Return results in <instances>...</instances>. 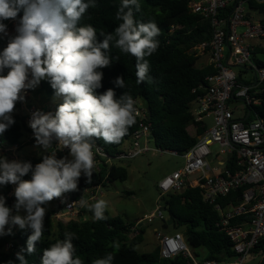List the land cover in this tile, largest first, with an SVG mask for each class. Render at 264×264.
Instances as JSON below:
<instances>
[{
    "label": "clouds",
    "instance_id": "clouds-1",
    "mask_svg": "<svg viewBox=\"0 0 264 264\" xmlns=\"http://www.w3.org/2000/svg\"><path fill=\"white\" fill-rule=\"evenodd\" d=\"M96 6V0H0V33L5 36L7 26L2 21L15 20L23 10L16 35L0 52V135L15 123L12 113L16 103L24 100V91L34 89L41 80L47 79L55 97L62 99L55 114L38 110L29 121L36 145L51 149V155H43L42 162L34 167L31 162L0 157V186H16L12 208L0 195V236L12 235L14 226L31 230L26 249L16 253L20 264H27L24 252L34 254L43 237L46 205L78 191L82 175L92 183L95 140L119 144L136 122V102L130 94L117 98L113 88L97 92L102 87L101 69L112 63L111 47L135 57L138 84L150 82L146 57L157 51L160 35L155 20L137 21L139 0H121L116 12L121 23L112 33H98L91 24H79L87 10ZM113 83L125 87L122 76ZM53 141L58 142L56 149L52 148ZM64 148L69 149L71 159L56 157V151ZM29 173L31 179H23ZM78 203L93 214L95 221L107 219L106 200L89 203L81 197ZM21 210L26 215H20ZM74 239V233L65 232L63 239L43 249L40 264H85L76 254ZM109 247L118 251L120 243L113 241ZM113 260L114 254L108 252L91 264H113Z\"/></svg>",
    "mask_w": 264,
    "mask_h": 264
},
{
    "label": "trees",
    "instance_id": "trees-1",
    "mask_svg": "<svg viewBox=\"0 0 264 264\" xmlns=\"http://www.w3.org/2000/svg\"><path fill=\"white\" fill-rule=\"evenodd\" d=\"M121 0H96V7L89 8L81 18L80 26L91 24L97 32L112 33L121 21L116 20V12ZM140 12L135 13V19L139 22L155 20L160 35L157 37L159 47L150 57L149 80L137 83L136 60L130 54L121 53L119 49L111 47L110 55L112 63L109 67L101 69L103 72L102 87L97 90L103 93L113 88L116 97L123 93L132 96L135 102L145 109H150L151 117L145 122L150 125L151 137L156 148L161 151H174L183 155L192 148L197 138L188 132V126L194 123L192 104L201 96L206 87V78L216 73L212 65L198 67L200 55L198 46L208 43L212 39V27L210 22L201 14L193 13L189 8V0H139ZM232 7L224 12L228 15ZM257 11L264 16V3L255 0L248 2V11ZM23 16L21 9L18 17ZM103 37L98 34V40ZM259 65L264 66V61L258 55H264V46L257 45L253 51ZM116 57H119L117 60ZM7 69L5 70V74ZM122 76L125 87L118 88L114 80ZM34 92V91H33ZM37 93L45 94L47 97L54 95V90L47 79L41 80ZM62 103V99L56 104L55 109ZM136 105V104H135ZM257 111L264 116V102L257 107ZM13 112H21L16 104ZM15 123L11 125L2 135L1 140L10 144L19 143L26 135L28 129L26 119L23 115L14 114ZM140 119L128 130L127 135L119 144H106L103 140L95 141L104 148L110 158H114L120 147L130 139L138 129ZM203 128H198L197 135L202 134ZM59 154L57 158H63ZM3 157V156H0ZM43 156H27L22 162H31L33 167L42 162ZM227 169L234 172V161L227 165ZM128 171L116 162L107 163V159L101 161L99 170H93L92 183L86 182V177L81 176L78 182V191L67 193L70 199L79 200L85 191L94 190L97 187H105L108 183L117 180L125 181ZM31 179V173L23 177ZM12 185L0 186V195L6 198V206L12 208L16 198L10 196ZM248 186L231 191L226 197L217 199L223 207L237 206L243 200ZM168 218L171 220L174 233H182L194 254L200 260L229 261L235 256L231 242L228 237L217 226L220 217L213 205L204 201L203 192L200 187L186 186L179 192L169 193L160 198ZM14 212V209H13ZM14 214V213H13ZM56 212L51 210L46 213L44 220V234L36 245V251L32 255L24 252L27 264H40L43 249L49 247L57 239H63L65 232L74 233L73 244L76 254L84 260L85 264H91L92 260L102 258L106 253L114 254L113 264H188L189 260L179 255L173 259H164L160 255V247L157 246L150 253H141L137 246L143 241L145 229L139 226V234L133 236L132 228L135 223H127L120 216H113L106 210V220L95 221L91 212H86V219L72 220L68 223L58 222L53 230V219ZM88 217V218H87ZM164 227L170 226L166 220ZM31 230L28 228L12 230V235L0 236V264H20L16 259V253L26 249L27 240ZM113 241H119V250L109 247ZM13 244V248L6 250L7 244ZM197 249H202L203 254ZM252 255L261 256L260 264H264V238L254 248Z\"/></svg>",
    "mask_w": 264,
    "mask_h": 264
},
{
    "label": "built area",
    "instance_id": "built-area-1",
    "mask_svg": "<svg viewBox=\"0 0 264 264\" xmlns=\"http://www.w3.org/2000/svg\"><path fill=\"white\" fill-rule=\"evenodd\" d=\"M249 1L189 0L190 10L203 15L211 24V41L198 46L197 51L199 55L206 54L209 57L203 66L212 65L216 73L206 78L207 86L200 87V90H204L203 94L192 104V125L196 130L197 142L181 155L185 159V166L158 184L159 198L179 192L186 186L200 187L204 201L213 205L219 213L217 226L228 237L235 256L229 261L200 260L182 233L160 234L156 230L160 255L164 259L182 255L189 260L188 264H246L249 255L264 238V116L257 111V107L264 102V66L258 64L253 53L255 46L251 44L253 40L264 41V17L256 19L252 16L251 11H248ZM255 1L264 3V0ZM228 7H232V10L226 15L224 12ZM19 19L20 17L5 20L8 35L0 33V44L3 42L8 45L10 38L16 35L15 28ZM33 90H25L24 100L16 103L26 119L28 131L25 137L17 144L0 139V156L9 161H22L17 156L20 150L29 143L36 144L29 126L32 113L38 110L50 112L39 109L32 103ZM240 103L245 106L244 116L237 118L235 112L239 110ZM135 104L140 124L132 136V145L108 159L104 148L95 141L94 170H99L104 159L112 164L135 159L151 151L148 145L151 128L145 122L147 109L139 102ZM208 118L213 121L212 127L206 123ZM199 127L204 131L197 135ZM57 143L53 141V149L57 148ZM215 145L219 146V150L213 152L211 147ZM161 152L179 155L174 151ZM46 153L51 155V149ZM67 153L69 154L68 148L57 150L56 157ZM231 161H234V172L227 169ZM245 186L249 189L237 206L223 207L217 203V199ZM15 187L12 185L10 196H13ZM100 188L101 186L85 191L83 198L94 203L98 200L96 193ZM55 200L59 207L54 217L58 222L68 223L77 217L84 218L87 216L85 213L89 212L80 207L79 200H72L67 194ZM165 214L163 206L159 205L143 221L153 223L159 219L163 222L167 219ZM140 223L132 228L133 236L139 234ZM15 228L16 226L12 227V230ZM5 248L10 250L13 244H7Z\"/></svg>",
    "mask_w": 264,
    "mask_h": 264
},
{
    "label": "rangeland",
    "instance_id": "rangeland-1",
    "mask_svg": "<svg viewBox=\"0 0 264 264\" xmlns=\"http://www.w3.org/2000/svg\"><path fill=\"white\" fill-rule=\"evenodd\" d=\"M252 16L256 19L263 18L259 12L252 10ZM3 23L5 22L2 21ZM255 47L257 45L264 46V41L253 40L251 42ZM7 47V44H0V52ZM200 60L198 62V67H202L208 60L206 54H200ZM258 58L264 61V55H258ZM61 98L47 97L44 94L43 101L40 102V106L44 107L47 111L55 114L56 104L60 101ZM32 103L38 107L39 104L36 102L35 97H32ZM239 110L235 112L237 118L244 116L245 106L243 103L239 104ZM21 115L22 112H13L14 114ZM206 123L209 127L213 126L212 119H206ZM188 132L192 137L196 136V130L193 125L188 126ZM133 143V138L126 140V142L120 147V151L128 149ZM151 151L136 157L131 160H124L122 162L117 161L118 165H122L128 171V178L125 181L117 180L115 182L108 183L107 186L101 187L100 190L96 193L98 199H104L108 203L107 211H109L113 216H120L127 223H135L140 220L143 223V228L145 233L143 235V241L137 246V250L141 253H150L159 246V240L156 236L155 231L158 230L160 234H173L175 232L172 225L164 227V224L161 220L156 219L153 223L148 221H143L146 215L151 214L156 210V208L161 204L160 203V191L158 188L159 182L165 177L171 175L172 173L182 169L185 166V159L181 155H176L171 152H161L156 148V145L153 140L148 142ZM212 151H218L219 146L215 145L211 147ZM47 150L43 149L42 146H37L35 143H29L24 146L17 156L20 159H23L27 156H43L46 155ZM71 159L70 155L67 153L63 156ZM213 165H216L215 162H212ZM15 204V202H14ZM58 205L56 200L49 202L46 205L47 212L54 210L56 213L58 211ZM46 212V213H47ZM15 213V210L13 212ZM20 215H26L24 210H21ZM167 218V214H165ZM81 217H77L74 220H78ZM88 218V217H87ZM86 219V217L82 218ZM139 222V223H140ZM53 230L55 231L58 221L53 219ZM67 223V222H62ZM8 226H6L7 229ZM19 230V226H16ZM198 253L203 254L202 249H197ZM262 260L261 256L249 255L247 258L246 264H259Z\"/></svg>",
    "mask_w": 264,
    "mask_h": 264
},
{
    "label": "crops",
    "instance_id": "crops-1",
    "mask_svg": "<svg viewBox=\"0 0 264 264\" xmlns=\"http://www.w3.org/2000/svg\"><path fill=\"white\" fill-rule=\"evenodd\" d=\"M39 84H40V83H39ZM38 87H39V85L36 86V87L34 88V90H33V91H34V92H33V97H35L36 102L39 104V107L42 108L43 110H46V109H45V106H44V107L40 106V102L43 101L44 94H40V93L35 92L36 89H38ZM166 221H167V223H168L169 225H171L172 222H171V220H170L168 217H167Z\"/></svg>",
    "mask_w": 264,
    "mask_h": 264
},
{
    "label": "water",
    "instance_id": "water-1",
    "mask_svg": "<svg viewBox=\"0 0 264 264\" xmlns=\"http://www.w3.org/2000/svg\"><path fill=\"white\" fill-rule=\"evenodd\" d=\"M150 117H151V111H150V109H147V119L149 120ZM150 140H153V138L150 137ZM139 226H142V223H140Z\"/></svg>",
    "mask_w": 264,
    "mask_h": 264
}]
</instances>
